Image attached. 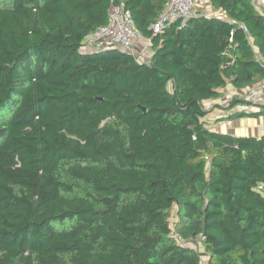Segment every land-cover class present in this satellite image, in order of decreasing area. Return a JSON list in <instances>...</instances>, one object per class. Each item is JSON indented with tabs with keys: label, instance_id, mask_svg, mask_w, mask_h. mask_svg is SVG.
<instances>
[{
	"label": "trees",
	"instance_id": "1",
	"mask_svg": "<svg viewBox=\"0 0 264 264\" xmlns=\"http://www.w3.org/2000/svg\"><path fill=\"white\" fill-rule=\"evenodd\" d=\"M167 2L0 0V264H264V135L209 129L203 104L264 78V13L209 0L154 32ZM112 4L146 61L81 52Z\"/></svg>",
	"mask_w": 264,
	"mask_h": 264
},
{
	"label": "built area",
	"instance_id": "2",
	"mask_svg": "<svg viewBox=\"0 0 264 264\" xmlns=\"http://www.w3.org/2000/svg\"><path fill=\"white\" fill-rule=\"evenodd\" d=\"M249 1L256 11L264 13V0ZM208 5L209 0H168L151 28L154 32H158L166 24L176 20L180 21L183 25L189 18L195 15H207L204 11ZM106 48H116L125 51L133 55L138 61H146L150 55L149 40L142 38L134 30L131 14L122 4H112L110 6L107 23L98 27L85 39L81 52L85 53ZM232 98L240 99L242 102L236 104L230 110H223L221 112L222 116L236 111H253L264 107V78L249 86L241 95H231L225 101L226 106ZM204 108L206 109L205 104ZM173 236L179 244H187L177 233H174ZM203 239V236L200 235L195 245L199 249V252H202L200 246ZM200 258L201 264H206V258L204 256Z\"/></svg>",
	"mask_w": 264,
	"mask_h": 264
},
{
	"label": "crops",
	"instance_id": "3",
	"mask_svg": "<svg viewBox=\"0 0 264 264\" xmlns=\"http://www.w3.org/2000/svg\"><path fill=\"white\" fill-rule=\"evenodd\" d=\"M204 12L207 13V15L215 14V11L212 9L210 4L208 9L206 8ZM225 90V96L219 99L221 101H226L231 95L239 96L245 91L236 90L230 85H228ZM222 111L223 110L221 109H214L207 114L205 121L206 126L209 129L217 133L229 134L238 137H260L264 135V116L257 118L241 117L232 120H226L223 119L224 116L221 115Z\"/></svg>",
	"mask_w": 264,
	"mask_h": 264
},
{
	"label": "rangeland",
	"instance_id": "4",
	"mask_svg": "<svg viewBox=\"0 0 264 264\" xmlns=\"http://www.w3.org/2000/svg\"><path fill=\"white\" fill-rule=\"evenodd\" d=\"M209 6V5H208ZM208 6H207V9H208ZM210 8V7H209ZM210 10V9H209ZM225 93H226V90H224V95L223 96H225ZM230 97V96H229ZM205 104V106H206V109L208 110V111H213V109H214V106L215 105H221V106H225L226 107V104H225V101L223 100V101H221V100H219L218 99V101L216 100H210V101H208V102H205L204 103ZM210 113V112H209ZM175 213H176V210L173 208L171 211H170V221L172 222L174 219H175V217H176V215H175Z\"/></svg>",
	"mask_w": 264,
	"mask_h": 264
}]
</instances>
